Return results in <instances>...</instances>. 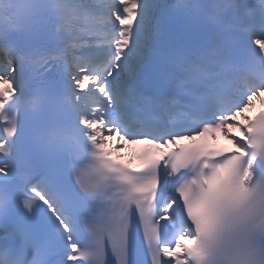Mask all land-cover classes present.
I'll use <instances>...</instances> for the list:
<instances>
[{
  "label": "snow or ice",
  "instance_id": "6c2138e0",
  "mask_svg": "<svg viewBox=\"0 0 264 264\" xmlns=\"http://www.w3.org/2000/svg\"><path fill=\"white\" fill-rule=\"evenodd\" d=\"M0 264H264V0H0Z\"/></svg>",
  "mask_w": 264,
  "mask_h": 264
}]
</instances>
